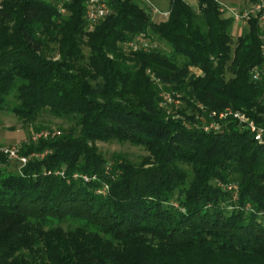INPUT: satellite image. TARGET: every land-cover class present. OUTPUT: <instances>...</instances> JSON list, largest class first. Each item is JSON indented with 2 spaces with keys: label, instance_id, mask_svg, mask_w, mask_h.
Listing matches in <instances>:
<instances>
[{
  "label": "trees",
  "instance_id": "16d2710c",
  "mask_svg": "<svg viewBox=\"0 0 264 264\" xmlns=\"http://www.w3.org/2000/svg\"><path fill=\"white\" fill-rule=\"evenodd\" d=\"M166 1L163 17L107 0L97 22L86 0L0 1V110L60 132L21 142L47 152L25 166L0 154V264H264V144L197 119L231 108L264 127V23L235 38L219 0ZM45 115L70 127L36 125ZM114 140L148 155L96 146Z\"/></svg>",
  "mask_w": 264,
  "mask_h": 264
},
{
  "label": "built area",
  "instance_id": "2783aa9c",
  "mask_svg": "<svg viewBox=\"0 0 264 264\" xmlns=\"http://www.w3.org/2000/svg\"><path fill=\"white\" fill-rule=\"evenodd\" d=\"M86 7V17L90 22H97L103 20L110 14V8L108 6L107 0H86ZM221 10L227 17L232 18L234 22L238 24L247 25L248 22L254 17H258L259 21L261 23H264V0H258L242 9H239L234 6L224 5L221 3ZM153 13L162 14L165 16L167 15V12L163 13L156 8L153 9ZM128 45L131 48L140 47L145 50L149 47V43L144 38H138L130 42ZM251 74L254 81H263L264 66L252 69ZM163 99L165 105L180 104V96L177 94L164 93ZM209 116L210 121L206 120L203 116H197V119L202 122L201 128L205 132H222L221 121L231 118L238 123L241 129L252 133L254 139L260 145L264 144V127L257 125V123L248 115H246V113L239 110L226 108L225 110L220 112L212 111ZM56 135H60V132H53L52 134H50L49 131H41L40 133L35 134L32 137V140L36 141L39 138L54 137ZM0 154L5 155L11 162H18L21 164V166H25L33 158L42 159L47 154V152L43 154L32 153L31 155H22L18 145H0ZM56 174L65 176V173L63 171H59ZM94 178L95 177H93V179ZM84 179L86 181L88 180L87 177H84ZM233 188L237 189L236 186H233Z\"/></svg>",
  "mask_w": 264,
  "mask_h": 264
},
{
  "label": "rangeland",
  "instance_id": "374dc122",
  "mask_svg": "<svg viewBox=\"0 0 264 264\" xmlns=\"http://www.w3.org/2000/svg\"><path fill=\"white\" fill-rule=\"evenodd\" d=\"M152 4V10L154 8L159 11L166 13L168 10V2L166 0H148ZM220 3L224 5L234 6L239 9L245 8L251 4L250 0H219ZM186 2L194 7H197V0H186ZM221 6V5H220ZM151 10V11H152ZM153 13V11H152ZM153 15H157L154 14ZM158 16V15H157ZM226 16V15H225ZM163 17H166L163 15ZM157 18V17H156ZM247 27L244 24H233L232 34L236 38L242 34L243 30ZM60 58V55H57L54 60ZM192 72L197 75H201V72L196 69H192ZM36 125H43L44 127H49L53 130H59L60 127L67 129L70 127L69 122L53 118L49 115H45L43 118L37 120ZM35 126V125H34ZM50 131V130H49ZM33 126L25 124L14 114L6 111L0 110V145H18L20 146L21 142L28 140L29 136H34ZM99 151L102 152L106 157H110L112 154H122L127 156L130 160L136 162L140 161L142 157L148 155V152L142 148L130 144L129 142H119V141H109L102 142L99 141L96 143Z\"/></svg>",
  "mask_w": 264,
  "mask_h": 264
}]
</instances>
